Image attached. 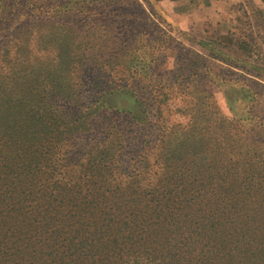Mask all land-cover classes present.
Returning <instances> with one entry per match:
<instances>
[{
  "label": "rangeland",
  "instance_id": "obj_1",
  "mask_svg": "<svg viewBox=\"0 0 264 264\" xmlns=\"http://www.w3.org/2000/svg\"><path fill=\"white\" fill-rule=\"evenodd\" d=\"M96 1L103 11L91 0H0V261L15 263L38 237L25 231L41 194L61 211L47 219L54 227L112 183L132 195L187 148L223 144L229 190L202 186L203 207L216 196L204 218L216 221L213 242H230V264H264V0ZM136 34L153 58L147 72V56L126 57L135 75L111 61ZM196 87L206 100L189 95ZM123 88L143 95L146 116ZM202 104L211 127L196 128ZM224 203L235 229L219 238Z\"/></svg>",
  "mask_w": 264,
  "mask_h": 264
},
{
  "label": "trees",
  "instance_id": "obj_2",
  "mask_svg": "<svg viewBox=\"0 0 264 264\" xmlns=\"http://www.w3.org/2000/svg\"><path fill=\"white\" fill-rule=\"evenodd\" d=\"M91 2L99 11L104 10L102 2ZM141 34L124 40L123 44L119 42L122 46L117 49L119 53L111 61L112 65L119 64L136 75L137 71L132 66L127 67L126 57L132 62L135 56L140 55L141 60L147 56L149 60L143 67L149 72L153 42L146 37L139 39ZM197 89L190 90L189 95L206 100V96L201 94L204 90ZM132 91L127 88L118 90L134 106L141 107L146 116V100H138L143 99L140 94L141 98H132ZM207 116L202 104L194 115L191 114L190 120H194L192 124L196 128L209 127L204 126ZM222 146L217 145L209 154H204L203 145L187 148L179 154L181 158L186 157L185 161L180 163L179 159L164 165L162 168L166 175L160 180L137 181L136 187L139 186L140 190L132 195L116 193L113 186L117 185L112 183L97 198L85 200V208L78 212L68 210L54 227L47 219L51 213L61 214V211H58L59 206H54L52 196L41 194L36 197L38 220L25 231L27 235L36 230L38 237L28 242L27 249L19 252L18 261L10 264H230V242H213L216 221L210 216L204 218L216 196L206 194L211 197L204 207L199 200L203 196L202 186L209 190H229L227 181L223 180L230 173V167H234L233 150L229 147L219 153L217 149ZM225 158L229 161H221ZM28 169L36 172V162L29 164ZM258 171L253 170L251 174H258ZM221 208L224 213L220 224L224 225L219 229V238L228 230L235 229L227 204Z\"/></svg>",
  "mask_w": 264,
  "mask_h": 264
}]
</instances>
